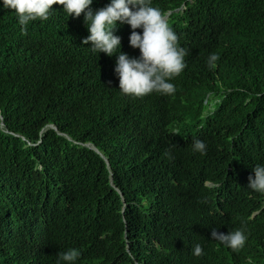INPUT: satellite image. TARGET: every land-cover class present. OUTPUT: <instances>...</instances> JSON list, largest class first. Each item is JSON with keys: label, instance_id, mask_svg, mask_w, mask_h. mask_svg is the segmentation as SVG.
<instances>
[{"label": "trees", "instance_id": "1", "mask_svg": "<svg viewBox=\"0 0 264 264\" xmlns=\"http://www.w3.org/2000/svg\"><path fill=\"white\" fill-rule=\"evenodd\" d=\"M184 3L168 23L189 52L176 92L142 98L119 91L116 54L83 44V13L54 4L22 27L0 8V264L70 248L76 264H264V194L247 187L264 165V0H152ZM131 32L114 29L138 56ZM213 228L244 230V247Z\"/></svg>", "mask_w": 264, "mask_h": 264}, {"label": "clouds", "instance_id": "2", "mask_svg": "<svg viewBox=\"0 0 264 264\" xmlns=\"http://www.w3.org/2000/svg\"><path fill=\"white\" fill-rule=\"evenodd\" d=\"M54 4L62 5L68 16L78 18L83 13L90 33L83 44L91 42L93 53L103 52L108 56L116 54L114 71L119 78V91L122 94L133 98L152 93L162 96L175 94L176 86L171 81L187 67L185 57L189 52L179 45L178 36L168 23L173 12L186 9L185 3L162 13L159 8L152 6V0H0V8L14 10L22 27L37 19L48 20ZM118 23L130 25L132 32L129 44L139 49L138 56H129L121 51V37L114 34ZM137 29L142 31L138 32ZM219 59V54H209L208 66L215 68ZM50 127L55 128L54 125ZM192 150L206 155L207 145L195 139ZM165 155L173 159L171 151ZM253 172L254 176L248 177L247 187L264 194V165H256ZM211 238L236 251L244 247L247 235L242 229L224 233L213 228ZM203 254L202 246L197 244L193 255L200 257ZM81 255V250L70 248L58 254L57 264H76Z\"/></svg>", "mask_w": 264, "mask_h": 264}, {"label": "rangeland", "instance_id": "3", "mask_svg": "<svg viewBox=\"0 0 264 264\" xmlns=\"http://www.w3.org/2000/svg\"><path fill=\"white\" fill-rule=\"evenodd\" d=\"M165 19H166V17H165Z\"/></svg>", "mask_w": 264, "mask_h": 264}]
</instances>
